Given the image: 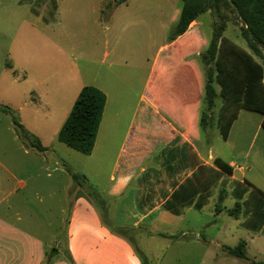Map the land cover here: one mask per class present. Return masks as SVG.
<instances>
[{"label":"crops","instance_id":"1","mask_svg":"<svg viewBox=\"0 0 264 264\" xmlns=\"http://www.w3.org/2000/svg\"><path fill=\"white\" fill-rule=\"evenodd\" d=\"M53 1L56 7L51 20L46 18L47 13L35 12L31 0H18L17 4L29 5L26 19L32 26L42 32L52 28L57 38L59 30L54 26L62 25L77 29L78 34L70 40L95 42L100 39L98 27L104 26L106 45L114 39H126L114 31L125 24L134 13L130 9L136 6L133 0L121 5L103 25L104 0ZM147 4L156 15L165 9L160 1ZM179 13L180 9L174 8L170 14L172 26ZM199 17L176 39L171 40L169 32L160 45L153 60V82L148 93H133V83H126L127 55L116 51L104 52L106 57H113L104 70L98 67L97 55L92 51V57L83 62L89 65L82 73L88 77L83 81L65 76L60 67L48 76V67L37 55L26 56L24 69L17 75V70H13V83L20 76L32 79L30 97L19 104L12 100H0V104L9 106L15 114L28 106L40 121L43 114L39 106H60L57 138L83 86L94 85L106 93L92 153L75 149L86 160L82 174L88 182L97 166L92 165V156L97 150L109 152L113 138L121 134L120 125L126 130L110 173V184L101 190L107 196L110 224L74 179V185L68 188V206H64L65 200L58 205L56 188L43 174L52 176L50 167L68 172L64 162H69L62 153L64 142L58 139L61 143L45 144L40 132L26 128L45 149L28 145L17 132L11 115L0 110V264H47L49 252L53 253L49 264H144L133 238L128 236L130 232L166 240L158 264L264 261V196L260 192H264V115L240 109L226 138L218 128H200L205 82L200 53L207 47L212 32L208 36L201 30L203 22ZM11 89L8 95L14 93ZM151 116L153 124L149 123ZM220 138L227 149L223 156L212 150L214 139ZM77 155L70 154L81 158ZM216 157L228 162L232 172L219 168L214 162ZM236 203H241L242 208L232 215L229 210ZM66 209L67 224L58 230L59 220L55 219L63 224ZM112 226L126 227L127 236L118 234ZM241 229L246 234L242 239L247 242L245 258L225 248L241 241ZM47 233L50 238L44 236Z\"/></svg>","mask_w":264,"mask_h":264},{"label":"rangeland","instance_id":"2","mask_svg":"<svg viewBox=\"0 0 264 264\" xmlns=\"http://www.w3.org/2000/svg\"><path fill=\"white\" fill-rule=\"evenodd\" d=\"M33 6L47 13V6L42 4L41 0H31ZM136 6H133L130 10L134 13L131 17L126 19L123 26L119 27L114 33L121 34L126 37L121 42L111 41L109 45L104 42L103 30L104 26L98 27L97 36L98 39L95 42H89L88 40L82 41L73 39L74 34H78L75 27H66L62 25L54 26L55 30H59V36L52 32V28L42 32L36 27L32 26L28 19H26V13L29 9V5L19 6L18 0H0V100H12L15 104L22 103L23 100L30 97L29 89L33 82L30 76L26 79L20 76L17 82L13 83L15 74L13 70L16 69L17 73L23 71L26 61V56L37 55L39 58L44 60V64L48 67L49 75H52L60 67L64 69V75L68 77H76L77 81L86 80L88 78L82 73L89 65L84 64V59L91 56L92 51L97 55L98 67L107 69L113 57H106L105 51L123 53L127 55V68H128V85L129 82L133 83L135 91L133 93H148L149 85L153 82L152 69L153 60L157 54V51L163 41L168 37L171 30L172 24L170 23V14L174 8L181 10L183 1L182 0H155L160 1L165 5V9L156 15V11H153L151 7H148V2L154 0H133ZM27 3V2H26ZM141 4L143 9H141ZM137 6L140 9H136ZM121 7V6H120ZM136 9V10H135ZM129 10V11H130ZM203 25L201 30L208 34L213 32V24L219 23L220 18L217 13L206 12L199 17ZM178 19H176L177 21ZM103 25H107L102 21ZM241 21H235L234 17L230 15L227 23V28L224 34L242 46L249 52H251L246 39L241 34ZM81 35V33L79 32ZM79 36V35H77ZM102 37V39H101ZM115 55V54H114ZM199 60V56L196 55ZM259 61L262 59L256 57ZM86 67V68H85ZM90 69V68H89ZM89 76V75H88ZM12 87V89L10 88ZM12 90L13 94H9ZM132 97V94H129ZM204 105V103H203ZM18 105H16L17 108ZM42 112L43 120H39L34 112L30 111V107L25 106L23 111L18 112L16 110V116L19 122H21L28 130L40 132L42 134V141L45 144H57L59 142L57 135H55V127L60 120L62 110L60 106H39ZM151 121V122H150ZM153 117H150L149 123L153 124ZM121 132L120 135L113 138L111 147L108 153H104L101 150H97L92 156V165L97 166L92 169V176L88 184L92 185L96 189L101 198L95 201L98 206L104 220L111 223L109 217V211L105 204L106 193L101 190L107 188L110 184V173L113 165L116 163L119 152L121 151L122 141L124 140V125L119 126ZM260 136L255 142V146L259 144ZM224 142L220 139H214L212 150L214 153L223 156L226 154L227 149L223 144ZM65 147L62 150L63 154H66V160L69 162L70 167L78 172L82 173V169L85 165V159L82 158L80 152L69 147L67 144L62 143ZM128 150V147H126ZM76 153L80 156L74 158L69 153ZM74 156V155H73ZM49 172L52 176L46 177L43 174V178L49 181V184L56 188V198L58 199V205L61 206L63 200L64 206H68L69 187L74 185V180L68 172H60L51 170ZM65 189V190H64ZM51 203V202H50ZM69 218V210L66 209L65 222L62 224L59 220L57 227L60 230L61 226L67 224ZM66 226V225H65ZM56 227H54L55 229ZM44 236L50 238V234ZM128 236L133 238V242L138 249L140 255L147 259L148 264H158L160 255L163 252L164 246L167 244L166 240L157 237H146L139 236L135 233H129ZM239 236L242 240L246 238V234L243 229L239 231ZM252 253V250H249ZM169 259V258H168ZM170 260V259H169ZM167 264H177L174 261L167 262Z\"/></svg>","mask_w":264,"mask_h":264},{"label":"trees","instance_id":"3","mask_svg":"<svg viewBox=\"0 0 264 264\" xmlns=\"http://www.w3.org/2000/svg\"><path fill=\"white\" fill-rule=\"evenodd\" d=\"M130 0H104L101 7V19L108 23L115 11ZM183 4L178 20L170 30V39L174 40L186 32L190 24L201 14L208 11L217 13L219 23L213 24V32L207 47L200 53L205 76L204 106L200 112L199 126L201 129L218 128L223 137H227L233 121L242 108L255 110L264 115V0H182ZM48 5V20L55 16L53 0H41ZM35 12H39L33 6ZM232 15L234 20L241 21V34L246 39L251 50L249 52L227 37L224 32L228 19ZM256 57L262 59L259 61ZM219 85L220 89H217ZM107 96L104 91L94 85H85L77 96L73 107L61 126L58 139L68 146L85 154H91L103 117ZM218 100L220 104L218 106ZM0 110L11 115L12 121L19 135L28 145L39 150L45 147L39 139L32 135L19 122L13 110L0 104ZM264 128V119H263ZM215 164L222 170L231 173L232 166L220 157L215 158ZM66 170L73 179L82 186L94 201L101 198L99 192L88 184L86 176L74 171L67 162ZM264 196V192L260 191ZM242 208L236 203L230 209L232 215H237ZM261 214L264 217V209ZM120 235L127 236L128 229L123 226H112ZM247 242L241 240L236 246H225L234 255L245 258ZM57 251L54 249L53 252ZM53 253H48V262ZM70 258V255H68ZM144 264L147 259L142 257ZM252 264H264V261H253Z\"/></svg>","mask_w":264,"mask_h":264}]
</instances>
